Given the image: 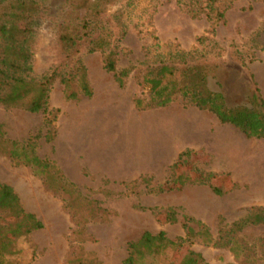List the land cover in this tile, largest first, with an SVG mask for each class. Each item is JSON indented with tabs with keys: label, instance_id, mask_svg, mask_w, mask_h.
Segmentation results:
<instances>
[{
	"label": "rangeland",
	"instance_id": "374dc122",
	"mask_svg": "<svg viewBox=\"0 0 264 264\" xmlns=\"http://www.w3.org/2000/svg\"><path fill=\"white\" fill-rule=\"evenodd\" d=\"M178 1L121 0L116 6L109 7L106 20L110 25H116L121 19L127 31L120 43L123 55L119 69L139 66L159 54L166 58L169 51H209L215 41L220 51L210 57L218 63L219 70L217 76L210 79V88L223 93L230 106L248 102L253 81L264 92V0H217L213 7L223 8L233 3L222 22H212L205 12L194 18L178 5ZM207 1L203 0L204 3ZM42 6L45 12L41 16L34 61L35 73L39 76L62 61L58 30L69 10V0H43ZM212 29L216 30L214 37ZM203 37L211 39L205 46L198 42ZM218 52L220 56L216 57ZM80 58L88 70L94 96L68 101L63 85L56 82L51 93V109L53 114L59 111V119L54 128L45 126L42 114L6 109L0 105V124L6 138L24 143L36 137L38 156L52 163L58 171H62L56 161L59 156L58 135L54 141L47 139L54 136L59 122L66 131L73 125V117L91 114L95 105L101 114L109 111L115 125L129 116L149 119L157 113H167L195 119L198 115H205L185 109L179 103L161 112L138 111L133 100L142 92L134 77L131 76L126 87L121 89L113 74L104 69L100 53L82 50ZM72 137L60 138L62 147L72 145L69 153H73L75 144ZM83 140L77 138V144ZM111 141L115 143L117 138ZM180 142L179 149H182ZM192 152L194 154L187 157L185 165L176 172V182L170 191L153 193L171 180L173 165L155 177L147 176L130 184L90 178L85 174L84 177L78 176L77 190L68 189L64 196L47 189L42 181L44 190L30 168L25 165L16 167L10 158L0 156V182L12 184L22 207L30 214L35 212L37 221L43 224V229L17 242L14 248L17 253L6 258L7 264H124L128 244L138 241L145 232H165L174 240L185 238L188 232H197L199 226L196 222H201L218 238L221 231L229 230L246 217L251 207L264 206V197L249 187L235 185L232 173L218 175L228 176L230 181L228 192L221 196L209 185L180 187L179 178L193 179L200 177V172L215 174L211 170L232 168L234 164L229 143L225 144L220 165L216 167L206 153ZM56 173L60 174L55 170L54 175ZM213 181L223 184V180ZM174 217L176 222H173ZM236 236L242 247L238 259L225 248L195 242L183 245L175 253L172 264H195L199 259L206 264H264V225H250Z\"/></svg>",
	"mask_w": 264,
	"mask_h": 264
},
{
	"label": "trees",
	"instance_id": "16d2710c",
	"mask_svg": "<svg viewBox=\"0 0 264 264\" xmlns=\"http://www.w3.org/2000/svg\"><path fill=\"white\" fill-rule=\"evenodd\" d=\"M42 1L0 0V105L4 108L42 114L45 126L54 128L59 119V111L53 114L51 109V93L56 82L63 85L68 101H79L82 97L91 99L94 96L88 70L80 58L82 50H85L102 55L104 69L113 74L121 89L126 87L131 76L134 77L142 92L141 96L133 100L138 111L161 110L179 103L185 109L196 108L215 115L223 125L237 128L249 139L264 140V97L256 82L253 81L248 102L237 106H230L223 93L210 88V79L216 77L219 70L218 63L210 57L217 50L220 51L215 41L209 51H169L166 58L159 54L139 66L120 70L118 66L123 55L120 43L127 34L126 27L121 19L116 25H110L106 18L109 7L116 6L121 0H69V10L58 30L62 61L47 73L37 75L34 61L41 16L45 12ZM216 1L204 3L203 0H179L178 5L194 18L205 12L212 22H222L226 20V12L233 3L217 8L213 7ZM211 34L214 37L216 30L212 29ZM209 41L211 39L208 37L198 39L203 46ZM2 127L0 124V156L10 158L16 167L25 165L30 168L33 175L56 195L64 196L68 189L77 190L62 171L38 156L36 137L24 143L13 141L6 138ZM57 135L58 129L47 140L54 141ZM191 154L194 153L186 151L179 156L171 167V180L153 193L172 190L176 172L185 165V159ZM54 169L60 174L54 175ZM200 174V177L193 179L179 178L180 187L189 184L209 185L217 195L228 192V176ZM145 178L147 176L132 183ZM214 179L223 180V184L214 183ZM176 220L174 217L173 222ZM196 223L199 226L197 232H188L185 238L174 240L165 232H145L138 241L128 244V257L124 264H172L175 253L183 245L195 242L225 248L238 259L242 255V247L236 235L250 225H264V206L251 207L246 217L234 223L229 230L221 231L218 238L212 235L205 224ZM41 229L43 224L22 207L15 190L8 184L0 183V264H7L6 258L17 253L14 248L19 240ZM195 264L206 263L199 259Z\"/></svg>",
	"mask_w": 264,
	"mask_h": 264
},
{
	"label": "crops",
	"instance_id": "0c3cea01",
	"mask_svg": "<svg viewBox=\"0 0 264 264\" xmlns=\"http://www.w3.org/2000/svg\"><path fill=\"white\" fill-rule=\"evenodd\" d=\"M261 93L264 97L262 90ZM187 109L205 115H198L195 119L167 113H157L149 119L129 116L115 125L109 111L101 114V110L95 105L91 114L73 117V125L66 130L69 134L59 122L57 165L63 175L74 184L79 183L78 176L84 177L85 174L90 178L132 183L141 177H155L158 173L167 171L187 150L206 153L216 167L220 165L225 144L229 143L234 156L233 167L227 166L224 170L215 168L211 171L217 175L232 173L235 185L249 187L255 194L264 197V140L247 138L237 128L223 125L209 112L196 108ZM66 135H73L75 140L73 153L68 152L72 145L62 147L60 138ZM79 137L84 140L78 145L76 139ZM113 138H117L115 143L111 141ZM179 140L182 141V149H179ZM39 182L45 190L42 181ZM0 183L16 189L8 182Z\"/></svg>",
	"mask_w": 264,
	"mask_h": 264
}]
</instances>
